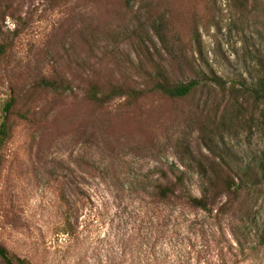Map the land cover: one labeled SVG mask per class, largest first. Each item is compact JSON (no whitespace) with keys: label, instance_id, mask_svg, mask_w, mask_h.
<instances>
[{"label":"rangeland","instance_id":"1","mask_svg":"<svg viewBox=\"0 0 264 264\" xmlns=\"http://www.w3.org/2000/svg\"><path fill=\"white\" fill-rule=\"evenodd\" d=\"M142 1L130 0L129 12L126 0H0V45L12 43L0 57V122L5 101L16 100L0 172V243L13 254L38 264H152L146 247L140 255L135 220L151 210H142L134 191L179 166L173 144L184 133L191 134L194 151L204 150L203 119L189 114H196L208 90L183 101L148 95L101 106L87 99L92 86H147L152 58L158 62L160 54L170 64L153 18L145 11L139 16ZM149 1L154 13H167L185 43L198 28L200 43L187 51L197 67L228 87L251 82L250 72L264 57L263 8L240 20L231 0L216 7L210 0ZM171 70L178 81L194 76L183 62ZM44 80L71 90L54 93ZM228 141L246 156L264 147L245 134ZM190 184L199 195L196 180ZM63 197L81 223L71 245L54 235L67 213ZM259 259L252 255L247 264Z\"/></svg>","mask_w":264,"mask_h":264},{"label":"trees","instance_id":"2","mask_svg":"<svg viewBox=\"0 0 264 264\" xmlns=\"http://www.w3.org/2000/svg\"><path fill=\"white\" fill-rule=\"evenodd\" d=\"M218 1L210 0V3L216 7ZM231 1L240 20H250L259 8L264 11V0ZM126 3L129 12H133L130 0ZM141 5L139 16L145 11L148 18H153L155 37L170 56V64L164 65L160 54L158 62L152 58L147 86L139 89L114 86L109 91L92 86L86 93L87 99L101 106L121 99L138 102L148 95L183 101L205 88L209 96L207 94L205 101L197 104L195 115L189 114L203 119L199 124L204 150L194 151L189 139L191 134L184 133L173 144L179 166L172 165L161 172L153 186L142 185L134 191L138 201L145 205L142 210H151L148 216L135 218L140 255L146 247L152 264H247L252 255L260 258L258 264H264V218L261 215L264 212V147L246 156L228 141L229 136L245 134L248 141L256 137L264 144V57L258 58L257 66L250 72L251 82L245 79L228 87L214 72H205L188 58L187 51L200 43L198 28H194L185 43L170 28L167 13H154L149 0H143ZM136 36L141 44H146L141 34ZM11 46V42L0 45V57L5 56ZM182 62L194 75L187 82L176 80L171 70L176 65L181 67ZM42 85L59 94L71 90L53 80H44ZM216 90L221 102L212 96L216 95L213 93H217ZM15 106L12 96L5 101L1 113L0 172L3 153L11 138ZM191 179L196 180L199 195L194 193ZM62 202L67 213L54 235L71 245L80 238L81 223L72 218L71 206L65 197ZM0 261L2 264H38L33 258L13 254L1 243Z\"/></svg>","mask_w":264,"mask_h":264}]
</instances>
